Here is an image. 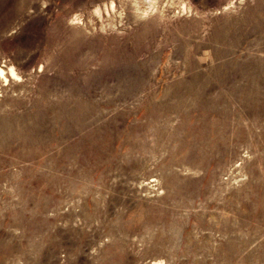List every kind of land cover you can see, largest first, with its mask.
I'll use <instances>...</instances> for the list:
<instances>
[{
    "label": "rangeland",
    "instance_id": "obj_1",
    "mask_svg": "<svg viewBox=\"0 0 264 264\" xmlns=\"http://www.w3.org/2000/svg\"><path fill=\"white\" fill-rule=\"evenodd\" d=\"M0 68V264H264V0H0Z\"/></svg>",
    "mask_w": 264,
    "mask_h": 264
},
{
    "label": "bare ground",
    "instance_id": "obj_2",
    "mask_svg": "<svg viewBox=\"0 0 264 264\" xmlns=\"http://www.w3.org/2000/svg\"><path fill=\"white\" fill-rule=\"evenodd\" d=\"M10 71H11V74H14V73H13V70H10ZM3 73H4V72H3V69L0 68V75L3 76ZM4 78H5V77H4Z\"/></svg>",
    "mask_w": 264,
    "mask_h": 264
}]
</instances>
